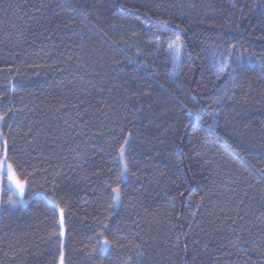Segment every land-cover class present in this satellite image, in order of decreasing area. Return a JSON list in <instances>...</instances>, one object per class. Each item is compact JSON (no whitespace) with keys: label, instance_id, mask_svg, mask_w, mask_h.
<instances>
[{"label":"trees","instance_id":"obj_1","mask_svg":"<svg viewBox=\"0 0 264 264\" xmlns=\"http://www.w3.org/2000/svg\"><path fill=\"white\" fill-rule=\"evenodd\" d=\"M61 254L264 264V0H0V264Z\"/></svg>","mask_w":264,"mask_h":264},{"label":"rangeland","instance_id":"obj_2","mask_svg":"<svg viewBox=\"0 0 264 264\" xmlns=\"http://www.w3.org/2000/svg\"><path fill=\"white\" fill-rule=\"evenodd\" d=\"M173 53V51H172ZM120 161H121V165H122V178H125L126 175V171H125V166H124V162H123V152L120 154ZM2 169L4 171V175L7 181V184L9 185V187L12 190L13 196H14V200L12 201V206L13 207H23L26 204L24 195H25V183L22 182L14 173L12 167L8 164H6L4 162V160H2ZM48 201L50 203H52L57 210L58 213V224H59V228H60V238H61V242L63 243L64 241V226H63V215H62V211L61 209L58 207V205L56 204V202L53 199L48 198ZM118 202V191L115 190L114 191V204L116 205ZM107 247L106 242L102 243V251H104ZM57 264H64L63 263V254H61L58 263Z\"/></svg>","mask_w":264,"mask_h":264}]
</instances>
